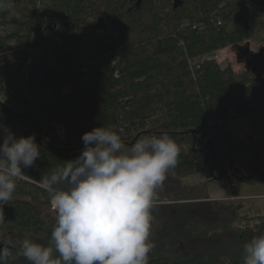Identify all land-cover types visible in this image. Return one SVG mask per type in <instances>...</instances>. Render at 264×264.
I'll return each instance as SVG.
<instances>
[{
	"label": "trees",
	"instance_id": "16d2710c",
	"mask_svg": "<svg viewBox=\"0 0 264 264\" xmlns=\"http://www.w3.org/2000/svg\"><path fill=\"white\" fill-rule=\"evenodd\" d=\"M248 1L264 7V0ZM238 9L232 0H13L0 11V28L12 29L0 33V60L6 63L0 93L11 88L15 100L14 107L0 100V139L9 131L16 138L35 134L41 150V158L25 170L33 179L18 181L14 198L0 203L5 219L0 246L10 250L6 264H30L18 255L23 239L49 245L55 216L46 219L35 206L39 197L48 203L49 194L34 180L78 158L82 134L96 127L118 132L126 145L144 135H169L180 155L163 183L166 191L171 175L224 180L234 197L239 183L264 179V158L259 164L248 159L258 143L223 127H206L226 109L243 118L264 114V76L245 72L240 79L210 57L190 64L250 38L248 14ZM100 11L106 26H87L88 17ZM87 39L97 48L81 60ZM17 47L32 54L51 50L52 58L44 69L30 64L20 77L25 63L14 73L6 56L15 58ZM45 93L49 98L43 99ZM198 200L203 201L153 207L150 239L156 245L149 264H243L244 245L264 234V216L253 228H235L239 216L233 205ZM189 242L202 253L171 257L174 247Z\"/></svg>",
	"mask_w": 264,
	"mask_h": 264
},
{
	"label": "clouds",
	"instance_id": "9594fccd",
	"mask_svg": "<svg viewBox=\"0 0 264 264\" xmlns=\"http://www.w3.org/2000/svg\"><path fill=\"white\" fill-rule=\"evenodd\" d=\"M12 2L0 0V11ZM81 140L78 158L34 180L55 212L49 245L23 239L18 255L30 264H149L155 247L152 209L157 190L179 162V146L167 134L144 135L126 145L118 132L102 126ZM40 158L35 134L16 138L9 131L0 139V203L14 198L18 181L33 179L25 170ZM4 220L0 208V223ZM243 252V264H264V234L254 236ZM9 255L0 246V264Z\"/></svg>",
	"mask_w": 264,
	"mask_h": 264
},
{
	"label": "rangeland",
	"instance_id": "374dc122",
	"mask_svg": "<svg viewBox=\"0 0 264 264\" xmlns=\"http://www.w3.org/2000/svg\"><path fill=\"white\" fill-rule=\"evenodd\" d=\"M247 1L248 0H232V2L237 3L239 11H242L246 15L248 14L249 23L251 26L250 38L241 42L240 44L229 45L224 49L212 52L211 54L205 55L200 59L190 61L191 66H193L195 63H198L200 60H204L210 57L218 64H220L222 68L226 67L227 65L230 66L234 73H236L238 75V78L240 79L243 78L242 75L245 72H251V67L248 66L247 60L251 59L252 56L260 55L261 53L262 55H264V12L256 5L250 4L249 1L248 4ZM241 7H243V9H241ZM102 16V11L98 12L97 15L94 16L95 18H93V15H90L88 17L89 19L87 18V26H95L98 22V19L103 18ZM9 30L12 29L10 27L0 28V33H6ZM73 30L77 31V29ZM115 37L118 41H122V38H124L121 35H116ZM60 40L61 39H59L57 42H61ZM94 47H96L95 41L93 42L87 39L81 49L80 59H85V55H93L94 50L91 49H93ZM17 48L20 51L16 53L17 55L15 56V58L12 57L13 55L11 56V54L9 56H6L8 59V65H13V68L11 69H13L14 73L17 70H15V68L20 67L23 62L25 63V66L22 68V72L19 75L20 77H23L25 73H27V68L30 64L39 62L41 67L44 69L46 68V66H48L52 58L51 50H48L45 53L41 52L32 54L26 52V50H21L20 47ZM35 59L38 60L34 61ZM5 64L6 63L3 60H0L1 67H3ZM86 65V62L81 65L82 72L86 71L85 68H88V66ZM250 81H255V78ZM64 89L66 91L68 90V87L65 86ZM42 96L43 99L49 98V94L47 93L43 94ZM0 100L4 104H8L11 107H14V91L11 88L6 87L2 91V93H0ZM212 121L219 123L220 127L231 130L233 132V135H236L242 140L251 139L250 141L253 142V144L258 143L256 153H254L253 156L248 157V159L250 158L251 161H254L257 164L261 163L264 158V114L251 118H243L241 116L234 115L232 110L226 109L220 119ZM59 133L62 136V131H59ZM169 181L170 183L167 182V185L169 186L167 191L163 189V186L161 189L157 190L158 195L160 190L162 191L160 192L164 195V199H162L166 204L169 205L184 202H201L203 200L198 199H202L206 196L209 197L208 199H225V194H227L228 197L231 196V192L229 190V187L227 186L226 181L222 180L208 183L206 182L205 176L202 174L183 176L181 178L175 179L171 175V179ZM206 183L209 186H206ZM222 183L224 185H222ZM238 192L241 196V199L235 201L226 199L223 201H219V203L216 204L224 205L221 206V208L225 207V205L228 206L230 204L234 206V209H236L239 216L238 220L233 223V226L235 228H244L246 226H249V228H253L255 227V224L259 223V217L264 216V179L259 178L256 179V181L250 183L241 182L238 185ZM25 199L27 201H30L28 198ZM43 200V198L41 199L39 197V200L37 201V204H35V206L38 210L41 211L42 215L46 219H50L55 216L54 210L50 208V197L48 203H43ZM198 250H200V247L197 243H185L183 245L174 247V253L171 254V257L174 259L193 257L202 253V251Z\"/></svg>",
	"mask_w": 264,
	"mask_h": 264
},
{
	"label": "water",
	"instance_id": "95a60500",
	"mask_svg": "<svg viewBox=\"0 0 264 264\" xmlns=\"http://www.w3.org/2000/svg\"><path fill=\"white\" fill-rule=\"evenodd\" d=\"M104 27V20L102 18H99L97 24L95 25V28L103 29ZM247 61L248 66L251 67V72L256 76V78L261 79L264 76V55H262L261 53L260 55L252 56L251 59Z\"/></svg>",
	"mask_w": 264,
	"mask_h": 264
},
{
	"label": "built area",
	"instance_id": "2783aa9c",
	"mask_svg": "<svg viewBox=\"0 0 264 264\" xmlns=\"http://www.w3.org/2000/svg\"><path fill=\"white\" fill-rule=\"evenodd\" d=\"M262 11L264 12V7H262ZM0 69H1V66H0ZM206 127L209 128V129H217L218 127H220L219 123L215 122V121H212V120H208L207 123H206ZM223 184V183H222ZM228 200V199H227ZM230 200L234 201V200H238V198H230ZM163 204H166L165 201H163V199L157 194L156 196V199H155V203H154V206L155 205H163ZM53 210V209H52ZM258 224V223H257ZM255 224V226L257 225ZM247 227V226H246ZM244 227V228H246ZM249 227V226H248Z\"/></svg>",
	"mask_w": 264,
	"mask_h": 264
},
{
	"label": "crops",
	"instance_id": "0c3cea01",
	"mask_svg": "<svg viewBox=\"0 0 264 264\" xmlns=\"http://www.w3.org/2000/svg\"><path fill=\"white\" fill-rule=\"evenodd\" d=\"M175 179V178H174ZM167 182V181H166ZM208 184H206V186H207ZM222 185H224V184H222ZM209 186V185H208ZM228 186V185H227ZM208 188V187H207ZM230 190V189H229ZM208 195V194H207ZM207 197V199L209 198L208 196H206ZM232 197H234V196H232V194H231V196H230V198H232ZM234 198H238V199H241V196L239 195L238 197H234ZM223 200H226V199H218V198H214V199H208L207 201H211V202H213V201H217V202H219V201H223ZM205 201H206V199H205ZM235 201V200H234Z\"/></svg>",
	"mask_w": 264,
	"mask_h": 264
},
{
	"label": "flooded vegetation",
	"instance_id": "af4514ba",
	"mask_svg": "<svg viewBox=\"0 0 264 264\" xmlns=\"http://www.w3.org/2000/svg\"><path fill=\"white\" fill-rule=\"evenodd\" d=\"M260 9H262V8H260ZM103 19V18H102ZM104 20V19H103ZM104 23H105V21H104ZM105 26H106V23H105Z\"/></svg>",
	"mask_w": 264,
	"mask_h": 264
}]
</instances>
